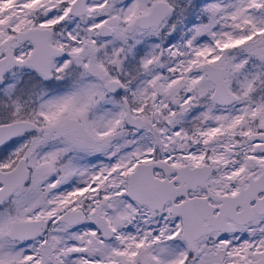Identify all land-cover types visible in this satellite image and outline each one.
<instances>
[{
  "label": "snow or ice",
  "instance_id": "6c2138e0",
  "mask_svg": "<svg viewBox=\"0 0 264 264\" xmlns=\"http://www.w3.org/2000/svg\"><path fill=\"white\" fill-rule=\"evenodd\" d=\"M0 264H264V0H0Z\"/></svg>",
  "mask_w": 264,
  "mask_h": 264
}]
</instances>
